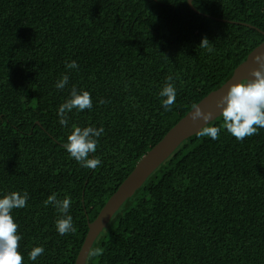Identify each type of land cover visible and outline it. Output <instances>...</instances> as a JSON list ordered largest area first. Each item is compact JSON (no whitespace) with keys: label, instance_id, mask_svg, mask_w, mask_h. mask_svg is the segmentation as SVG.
Returning a JSON list of instances; mask_svg holds the SVG:
<instances>
[{"label":"trees","instance_id":"obj_1","mask_svg":"<svg viewBox=\"0 0 264 264\" xmlns=\"http://www.w3.org/2000/svg\"><path fill=\"white\" fill-rule=\"evenodd\" d=\"M192 5L0 0V193L29 194L12 212L23 264H74L88 223L140 159L264 40V0ZM72 60L78 71L65 68ZM169 75L177 97L166 112L158 93ZM73 85L93 107L73 110L62 128L56 111ZM87 125L105 129L89 157L101 159L96 169L62 147L73 126ZM213 125L216 140L188 137L126 200L85 264H264V129L238 141L221 116L204 127ZM53 192L71 198L74 233L57 234L58 214L43 204ZM34 246L45 252L31 262Z\"/></svg>","mask_w":264,"mask_h":264},{"label":"clouds","instance_id":"obj_2","mask_svg":"<svg viewBox=\"0 0 264 264\" xmlns=\"http://www.w3.org/2000/svg\"><path fill=\"white\" fill-rule=\"evenodd\" d=\"M209 43L205 38L201 40L199 46L208 48ZM255 64L256 67L250 73L251 79L229 84L218 102L223 129L238 141L251 137L257 134L260 129H264V59L255 58ZM65 68L78 71L79 65L76 60H72L65 63ZM173 81V75L167 76L158 93L162 100L161 106L166 112L171 111L176 102L177 89ZM68 85L69 75L65 73L55 82L54 86L56 90L63 91ZM98 102L101 104L106 103L104 100ZM92 107L91 94L73 85L69 88L67 98L57 108L58 123L62 128L68 127L69 113H72L73 110L76 112H83L86 109L91 110ZM191 115L193 119H200L205 123L210 119L199 106L194 107ZM104 131L103 126H73L62 147L69 158L75 160L80 166L96 169L101 165V159L99 157H89L90 154L96 152L99 138L103 136ZM220 131V127L213 125L203 127L199 135L216 140ZM28 199L29 194L26 191L0 193V264H23L24 258L18 251L22 237L18 234V225L14 222L12 212L14 209L26 207ZM43 204L46 207L51 205L58 214L55 221L57 234L63 236L76 231L73 217L69 214L72 204L70 197L66 196L61 200L53 192L47 196ZM44 252L43 246H34L28 252V260L36 262L37 258L43 255ZM92 254H98V250Z\"/></svg>","mask_w":264,"mask_h":264},{"label":"water","instance_id":"obj_3","mask_svg":"<svg viewBox=\"0 0 264 264\" xmlns=\"http://www.w3.org/2000/svg\"><path fill=\"white\" fill-rule=\"evenodd\" d=\"M193 0H188L191 9ZM248 26L247 24H244ZM253 28V27H251ZM258 31V30H257ZM263 36L264 32L259 31ZM264 59V40L255 47L249 55L236 67L231 79L220 89L209 93L195 106L210 117L205 123L200 119H193L191 113L194 107L175 126H173L149 152L136 164L132 172L120 184L117 190L105 203L97 217L88 223V232L80 248L74 264H85L89 252L101 231L106 227L113 215L135 193L143 182L190 136L198 133L204 126L220 117L218 102L220 96L227 90L229 84L244 82L251 79L250 73L256 67L255 58Z\"/></svg>","mask_w":264,"mask_h":264}]
</instances>
